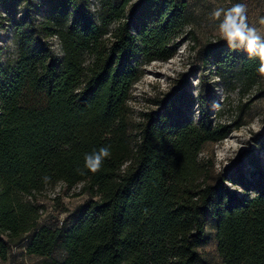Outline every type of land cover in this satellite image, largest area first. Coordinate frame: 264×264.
Instances as JSON below:
<instances>
[{"label":"trees","instance_id":"trees-1","mask_svg":"<svg viewBox=\"0 0 264 264\" xmlns=\"http://www.w3.org/2000/svg\"><path fill=\"white\" fill-rule=\"evenodd\" d=\"M0 1L18 49L0 56L1 261L21 253L44 264H205L210 221L221 264H264V181L239 194L200 157L240 123L219 121L221 108L213 117L209 94L197 100V123L181 103L129 121L142 67L171 60L190 27L186 1L100 0L92 13L86 0H45L35 25L14 12L18 0ZM204 52L230 90L253 92L245 108L264 97L258 57L226 41ZM101 147L110 154L92 172L85 156ZM58 184L81 185L89 199L75 220L51 227L39 199ZM58 247L62 260L52 258Z\"/></svg>","mask_w":264,"mask_h":264},{"label":"rangeland","instance_id":"rangeland-1","mask_svg":"<svg viewBox=\"0 0 264 264\" xmlns=\"http://www.w3.org/2000/svg\"><path fill=\"white\" fill-rule=\"evenodd\" d=\"M88 9L93 13L99 9L100 0H86ZM117 1V0H114ZM139 0H133L136 3ZM191 16L183 38L178 43L174 57L166 62L155 61L142 67L139 80L132 87L128 101V116L132 125L143 120L144 114L155 113L164 105L183 104L189 119L194 123L199 120L197 100L200 95L214 99L211 114L214 117L221 108L219 121L231 124L240 123L230 135L215 145H206L200 157L213 165V176L218 179H234L228 183L231 191L241 193L242 184L246 189L259 186L264 181V97L256 100L250 108L244 105L253 92L240 95L238 88L230 90L228 81H220L212 64L206 65L205 48L210 44L225 41L218 32L219 21L212 16L218 8H230L235 4L246 6V15L251 27L264 36V0H184ZM48 10L45 0H18L16 10L18 17L25 18L29 25L41 21ZM10 16L0 1V56L12 60L17 56V41L11 27ZM54 53L61 55L56 38L49 40ZM246 52L244 49H241ZM264 89V80L262 82ZM238 87V86H237ZM230 91H226L225 89ZM184 98L181 102L179 97ZM226 99L224 102L223 100ZM224 104V105H222ZM78 185L70 190L58 184L48 191L40 200L43 208L41 223L51 227L60 226L63 221L75 220L89 199V194ZM205 264H221L216 251L214 225L207 224V242L199 250ZM65 254L57 248L52 258L64 259ZM46 259L26 257L19 253L0 264H44Z\"/></svg>","mask_w":264,"mask_h":264},{"label":"clouds","instance_id":"clouds-1","mask_svg":"<svg viewBox=\"0 0 264 264\" xmlns=\"http://www.w3.org/2000/svg\"><path fill=\"white\" fill-rule=\"evenodd\" d=\"M212 16L219 21V35L228 46L233 50L244 49L249 55L258 57L260 65L257 71L264 75V36L260 35L255 27L249 25L246 6L238 3L230 8L218 7L213 11ZM260 23L264 24V18H261ZM109 154L107 147H101L98 151L86 154L85 166L92 172H96L103 159Z\"/></svg>","mask_w":264,"mask_h":264},{"label":"built area","instance_id":"built-area-1","mask_svg":"<svg viewBox=\"0 0 264 264\" xmlns=\"http://www.w3.org/2000/svg\"><path fill=\"white\" fill-rule=\"evenodd\" d=\"M26 241H27V240H26ZM26 241H25V242H26Z\"/></svg>","mask_w":264,"mask_h":264}]
</instances>
